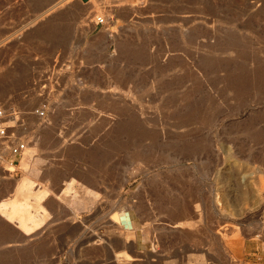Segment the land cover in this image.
Instances as JSON below:
<instances>
[{"label": "rangeland", "instance_id": "obj_1", "mask_svg": "<svg viewBox=\"0 0 264 264\" xmlns=\"http://www.w3.org/2000/svg\"><path fill=\"white\" fill-rule=\"evenodd\" d=\"M0 104V264H264V0H0Z\"/></svg>", "mask_w": 264, "mask_h": 264}, {"label": "built area", "instance_id": "obj_2", "mask_svg": "<svg viewBox=\"0 0 264 264\" xmlns=\"http://www.w3.org/2000/svg\"><path fill=\"white\" fill-rule=\"evenodd\" d=\"M102 22V19H98ZM36 114L38 116H44V110H37ZM11 118H16L13 113H8L0 104V141L9 143V150L13 155H20L26 149V143L17 140L11 126Z\"/></svg>", "mask_w": 264, "mask_h": 264}]
</instances>
